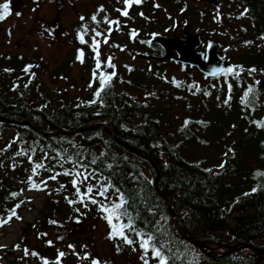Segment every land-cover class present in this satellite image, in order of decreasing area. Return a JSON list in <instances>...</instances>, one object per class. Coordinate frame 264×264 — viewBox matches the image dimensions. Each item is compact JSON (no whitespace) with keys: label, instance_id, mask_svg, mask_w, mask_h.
Returning a JSON list of instances; mask_svg holds the SVG:
<instances>
[{"label":"trees","instance_id":"trees-1","mask_svg":"<svg viewBox=\"0 0 264 264\" xmlns=\"http://www.w3.org/2000/svg\"><path fill=\"white\" fill-rule=\"evenodd\" d=\"M233 1L244 7L238 17L245 15V20L234 43L224 48L232 53L230 62L227 61L228 67L240 66L241 69L238 80L228 78L233 84L232 99L227 104L224 102L228 92L223 76L206 78L211 84L206 89L199 88V91L197 87L181 82V87H176L173 81H169L167 86H175L170 94L172 98L178 92L190 91L194 98L201 101L192 107V114L187 119L189 124L185 126L184 123L179 129L182 141H190L200 149L215 147L219 145L223 131L231 128L225 136L230 137L226 140L232 149L229 164H223L218 172L212 169L213 166H207L205 160L190 161L185 157L183 150L187 145L172 144L168 140L163 130L164 122L158 113L145 112L140 121L132 122L141 107L134 92L151 91L153 97L160 94L162 98H170L164 85L159 92L155 91L154 77L145 76L144 71L128 67L115 69L117 76L104 97L103 106L83 103L93 99L94 88L98 84L92 89L88 87L83 96L68 100L65 96L57 98L49 94L35 78L29 83L27 76L28 87H21L10 76L0 79V119L15 122L7 124L0 121V149H3L0 151V219L11 215L10 210L22 200L24 203L16 208L17 215L22 218L23 211H33V198L27 193H43L51 199L41 210V218L36 220V226L28 224L23 229L21 244L27 245L41 257L54 256L57 254L56 248L49 246L45 239L39 249L30 246L28 233L38 226L46 228L55 225L50 221H57L64 211L71 212L73 220L77 217L80 221L83 219L76 209L84 206H70L68 203V199H77L71 176L59 175L56 180H49L44 191L30 190L27 182L36 162H42L51 170L41 169L39 175L33 177L37 182L56 172L73 168L71 163L60 166L61 156L67 155L84 166L80 168L81 171L95 173V177L86 183L113 185V189L109 190L113 200L120 193L124 195L136 230L154 236L156 246H163L168 264H264L263 259L246 248L219 258L229 248L244 245L264 250V245L254 244V241H264V175H261L264 174V127H258L255 123L264 121V92L257 88V84L264 81V0ZM154 2L150 1L146 8L149 9L146 15L148 19L155 9ZM160 4L172 13L170 20L183 11L182 15L188 17L193 30L195 22L190 15L195 17L194 10L187 8L184 0H164ZM184 12L187 13L184 15ZM201 17L203 23L200 27H212L218 22L217 16L209 11L202 12ZM180 22L182 24V20ZM144 25L141 22L134 30L138 31ZM150 30L151 33H160L159 27ZM219 42L222 56L224 44ZM141 49H146L145 55L151 58L162 55L161 49L147 40L143 41V47L138 51L143 54ZM92 63L95 61L90 59L85 68L90 69ZM164 64L174 65L171 61H165L159 66ZM178 66L187 71L196 70ZM6 68L0 66L1 70ZM252 68L256 71L250 73L248 69ZM107 71L111 72L112 69ZM157 82L162 84L161 80ZM15 85L19 87L13 90ZM249 86L254 89L249 97L252 103L245 104L242 97ZM205 92L210 94L205 95ZM211 96L214 102H205ZM34 99L40 102L34 104ZM82 129L85 130L78 131ZM114 139L135 148L141 156L118 146ZM14 140L15 143H12ZM9 144L11 147H8ZM25 150L28 155H17ZM45 155L49 158L45 159ZM61 185L64 187L61 188ZM85 187L81 186L82 192ZM254 187L258 190L252 192ZM12 193L20 195L13 197ZM96 199L103 200L99 196ZM88 206L91 211L96 209L100 212L97 205L88 203ZM14 221L21 222L22 219L13 218L0 230ZM129 235L136 239L134 233ZM115 241L119 248L125 246L119 256L127 258L136 248L138 264H143L138 243L129 246L119 239ZM111 248L114 249L113 246ZM39 256L32 257L36 264H42ZM6 258L5 254L0 253V264ZM148 259L149 264H158L151 253Z\"/></svg>","mask_w":264,"mask_h":264},{"label":"rangeland","instance_id":"rangeland-1","mask_svg":"<svg viewBox=\"0 0 264 264\" xmlns=\"http://www.w3.org/2000/svg\"><path fill=\"white\" fill-rule=\"evenodd\" d=\"M101 1V3L104 2V0ZM154 3H156V6L154 11L149 14L148 24L145 23L144 26L136 31L138 35L135 39L130 37L132 25L135 27L142 22L140 16L141 12H135L133 14L135 5L130 9L131 11L127 18L121 16L119 12L116 14L102 13L100 15L101 32H104L108 27V25L103 23L105 14H107L110 19H118L120 21V27L123 28L121 33L115 32V30L112 32L108 44H103V42H101V59L102 61H106L109 56L113 57V63L116 65L115 69L128 67L138 71H144L145 76L154 77L156 81L154 89L156 92H159L166 86L164 90L169 92V99L162 98V95L159 93V95L153 97L151 91L133 93L141 102V107L139 108L138 115L132 118V122L137 123L140 121L141 116L145 112H150L153 115L158 113L159 117L164 122L163 130L166 132L168 140L172 144L181 143L184 146L187 145L183 150L185 157L191 159L190 161L205 160L207 166H213L212 169L218 172L222 169L220 165L225 164L228 166L229 164V155L232 149L226 140H229L230 137L225 136L231 131V128H226L223 131L222 136L218 140L219 145L215 147L200 149L192 145L190 141H182L183 139L179 134V129L185 121L190 118L192 107L194 105H199L201 101L194 98L190 91L178 92L176 97L172 98L170 94L174 92L173 89L175 86L167 87L169 81H178L186 83L189 86H199L201 89H206L207 86L211 84V81L206 79V77L204 78V76H200L197 70L187 71L176 64H164L159 66L160 62L156 60L145 61L140 58L141 53L138 52L139 48L137 46L130 47V42L139 44L144 39H148L149 41L150 37L156 34L151 33L150 28L152 27H159L160 34L162 35L172 36L175 34L174 36H180L181 28L184 24L178 27L176 22L183 20L185 24H191L188 17L186 16L187 18H185L182 15L183 11H179L175 18L170 20L172 15L170 10L162 7L160 2L155 1ZM230 4V0H223L217 9H213L204 7L205 5H201L196 0H188V8L193 9V14L195 15V17L190 15L191 20L195 22L193 28V30H195L193 33L202 34L206 41L211 40L218 44L220 43L219 41H221L224 44L221 53L228 62H230L229 57L232 53L227 51V49L224 50V48H228L234 43L236 34L241 31V27L245 20V15L241 18L238 17L240 13L243 12L241 7L235 5L231 8ZM80 5L82 11H85L87 14L89 11L88 2L81 3ZM157 5H159V7H157ZM43 7L44 5H40L39 10ZM160 7L163 9H160ZM60 8V2L55 0L53 5L49 6L50 12L48 14L51 16L43 19H55L60 25L65 26V29L70 30V27L72 28L77 24L79 12L74 10L76 9V2L70 1V8L72 10L69 16H63ZM90 11H93V9ZM204 11H209V13L217 16L218 22L213 24L212 27L199 26L203 23L201 14ZM186 13L187 12H184V15ZM41 14L42 12H39L36 16L34 15V18H31L29 22L22 20L21 25L22 34L28 35L30 40L27 47V54L29 56L33 55V57H24L23 61H21L19 57L13 56L8 60L0 55V66H5L14 70L9 73L0 69V79L10 76L18 81L21 87H24L22 83L27 82V75L23 73L22 69L25 65H38L39 67L33 68L36 73L35 79L41 83V86L45 88L49 94L57 98L65 96L68 100H74L77 97L83 96L92 80V72L95 68V63L90 65V69H86L85 64H87L90 59L94 60L92 58L94 53L87 45H81L79 42L72 43L69 37H60L59 34H57V39L50 40L45 34L41 36L39 33L40 29H42ZM115 28L116 26L113 25V29ZM70 37H73L72 33H70ZM85 39L88 40L87 37ZM113 39H117V45H120V47L112 46L111 40ZM70 43H72V45ZM90 43L91 41H89V44ZM78 48H84L85 50V62L83 64L76 60ZM121 48H123V50H121ZM205 48L206 44L202 45L200 50L204 51ZM141 51L143 55L147 54L145 53L147 51L146 49H141ZM148 80L150 81V79ZM158 80H161L162 84H157ZM151 81L154 80L151 79ZM124 85L125 84H123V86ZM165 94L168 96L166 92ZM212 97L213 96L207 98L205 102L213 103L214 99ZM33 102L34 104H38L40 101L34 99ZM27 194L33 198L32 204L34 210L23 211L21 222L14 221L10 226L0 230V253L7 256V258L2 261L3 264H27L28 260H30L29 264H36V262L32 260L33 256H25L24 254V249L27 248L30 250V248L25 244H21L23 241V229L28 224H34L36 226V220L41 218V210L45 208V203L49 202L51 199L43 193ZM64 216L65 218H61ZM70 216H72L71 212L64 211V214L59 216L55 225L47 226L46 228L38 226L32 233H28L27 240L29 245L39 249L43 245V239H45V241L51 240L53 242L52 247L56 248L57 251L60 250L66 253L61 264H90V260L80 259L76 254H73L72 250L68 248L69 244L75 246L76 252H78L80 256H83L87 252L91 254V257L105 261L107 264H138V252L136 250H133L132 254L127 258L121 257L119 255L125 250V246L117 250L116 241L106 238L109 233V226L102 218L103 213L98 212L96 209L91 211V207L87 206L86 208L83 207L80 209V216L83 218L80 223H76ZM41 233H46L47 236L41 237ZM58 237H63V239H58ZM254 244L264 245V241H254ZM17 245H19V248L16 247ZM111 246H113L114 249H112ZM51 255L52 254L46 257H39L54 262L57 258V254L54 256Z\"/></svg>","mask_w":264,"mask_h":264},{"label":"snow or ice","instance_id":"snow-or-ice-1","mask_svg":"<svg viewBox=\"0 0 264 264\" xmlns=\"http://www.w3.org/2000/svg\"><path fill=\"white\" fill-rule=\"evenodd\" d=\"M38 2V0H37ZM143 3V0H123V8H117L116 11L120 13L123 17H129V10L134 5H140ZM159 7V5H157ZM35 10V9H33ZM99 13H106V9L103 6H100L97 9V12L94 13L90 20L91 22L97 24L101 23L97 19V16ZM12 13L10 11L9 3H0V22L4 21L8 16H10ZM245 13H242L241 15H244ZM17 16L21 15L20 13H16ZM143 15V13H141ZM81 20V27L77 30V40L81 45H87L92 52L94 53L93 59L95 61V68L92 72V80L90 81L88 87L90 89L94 88L95 85L98 84V87L94 88L93 92V99L86 103L88 105H94L99 104L100 106H103L104 104V97L108 94V89L112 87V82L116 78L117 73L115 71L116 65L113 63V57L109 56L106 61H102L101 59V42L103 44L109 43V38L111 37V34L114 30H119L120 27V21L118 19L113 20L110 19L107 14H105L103 23L108 25L107 29H105L104 32H101L97 29H91L92 35L90 36L91 43L89 44V41L85 39L86 36L89 35V26L85 22L86 18L84 16L80 17ZM113 25L116 26V29H113ZM46 31H49V34H52L51 30L46 29ZM137 32L133 30L130 33V37L132 39H135L137 36ZM98 38H102L98 39ZM264 39V37H262ZM143 43V41H141ZM113 47H120L119 45H112ZM123 50V48H121ZM76 60L83 64L85 62V50L84 48H78L77 49V55ZM34 67H39L38 65H25L22 69L23 73L29 77V83L32 79L35 78L36 73L32 71ZM107 69H112L111 72H108ZM5 72H12L13 69H4ZM240 66H234V67H219L212 70L210 73L213 77H224V84L227 86V92L228 95L225 99V103L227 104L232 99V91H233V84L229 82V77H232L233 79L238 80L240 77ZM248 71L255 72L256 69H248ZM176 85V87H181V84L179 82L173 81ZM16 87H19V85H15L14 89ZM24 87H28V83H25ZM197 91H199V87L196 88ZM254 92L253 87L249 86L246 91L243 93L242 101L245 104H251L252 100L249 98L250 94ZM205 95H209L210 93L205 92ZM79 106V105H78ZM46 107V105H45ZM198 123H204V122H198ZM257 123L258 127H264V121L255 122ZM189 124V121H185V126ZM15 143V140L12 142ZM8 147H11V144L8 145ZM0 151H3V149H0ZM17 155H28V152L21 151L18 152ZM57 156H60V153H57ZM45 159H48L47 155L44 157ZM29 159H31V156H29ZM61 164L60 166L63 167V163H71L73 164V168H69L67 170H64L63 172H56L54 174H51L48 176L47 179H41L39 182L33 179V177H36L39 175L41 169H45L47 171H51L48 169L45 164L42 162H36L34 163V166L31 169V175L28 177V183L30 185V190H37V191H44L47 188V184L49 180H56L59 175L64 176H71V184L72 187L75 189V196L77 199H68L69 205H75V204H81L85 208L88 206V203H91L93 205L98 206V210L103 213L102 218L107 222L109 226V233L107 235L108 240H116L119 239L123 242V244L132 246L136 243L139 244V248L142 250V255L140 259L143 261V264H149V253H151V257L153 259H156L158 261V264H168V257L163 253L162 248L163 246L157 247L154 243V236L152 234H146L141 231L136 230L134 226V221L131 216V214L128 212L126 205L127 200L125 199L124 195L120 193L118 196H115V199L113 200L109 196V190L113 189V185L111 184H99L93 185L88 182L91 178L95 177V173L91 172L88 173L86 171H81L80 168H83L84 166L80 164L78 161L74 160L71 156H61ZM95 161H93L94 163ZM220 167H223V164L220 165ZM75 169V170H74ZM208 171H211L210 169ZM264 175V174H261ZM86 185L84 188V191H81V186ZM64 185H61V188H63ZM258 189L254 187L252 189V192L257 191ZM118 191V190H116ZM95 194V195H94ZM250 193H245V195H249ZM13 197H17L20 195V193H12ZM96 196L102 197L103 200L96 199ZM67 199V197H66ZM104 201H109V203H104ZM24 203L22 200L19 204L15 206L11 211V215H9L7 218L0 219V227H2L4 224L9 223L13 218L15 219H22L19 217L16 213V208H19L21 204ZM79 208L76 209V212L79 213ZM125 220L127 222H125ZM76 223H80L81 221L77 217L75 219ZM52 224H56L57 221H50ZM129 233H134L136 239L130 238ZM41 237H46V233H41ZM58 239H63V237H58ZM46 243L49 246H53V242L51 240L46 241ZM19 248V245L16 246ZM86 247V246H85ZM68 248L72 250L73 254H76L80 259L83 260H90V264H107L105 261H101L98 258L91 257L90 253H85L83 256H80L78 252H76L75 246L69 244ZM117 250H119V245L117 246ZM135 251L136 248H133ZM25 256L31 255V256H39V254L35 251H31L27 248L24 249ZM66 256V253L64 251H57V258L54 262H50L46 258L42 259V264H61L62 259Z\"/></svg>","mask_w":264,"mask_h":264},{"label":"flooded vegetation","instance_id":"flooded-vegetation-1","mask_svg":"<svg viewBox=\"0 0 264 264\" xmlns=\"http://www.w3.org/2000/svg\"><path fill=\"white\" fill-rule=\"evenodd\" d=\"M55 0H0V3H9V7H10V11H11V15L8 16L4 21L0 22V55L3 56L4 58L10 60L13 56L14 57H19L21 59V61H23L24 57L27 58H31L33 57V55H28L27 54V47L28 44L30 43V40L28 38V35H23L22 34V30H21V25H22V20L29 22L31 18H34V15L36 16L37 14H39V12H42V14L40 16H42V29H40L39 33L42 36L43 34H45L50 40H54L57 39V34H59L60 37H69V39L72 40V43H76L78 42L77 40V30L80 29L81 27V20L80 17L84 16L86 18V23L89 26V35L86 36L88 38L89 41L90 40V36L92 35L91 33V29H97L99 31H101V23L99 24V26L93 22H91L90 17L97 12V9L100 6H103L106 9V13L108 14H116L117 8H123V0H104L103 3H101V0H57L60 2L61 5V11L63 16H69L70 12H71V8H70V1H74L76 2V9H74L75 11H78V19H77V24L74 25L72 28L70 27V30L65 29V26L60 25L59 22L55 19H43L45 17H49L51 15H49L48 13L50 12L49 6L53 5ZM150 1H157V2H161L164 0H143V3L140 5H135L134 6V10H133V14L135 12H141L143 13V15L141 16L142 19V23H146L148 24V18H147V14L149 12V9L146 10L148 3ZM198 1L201 5H205L204 7H210L213 9H217L221 3V1L223 0H219V5L214 7L211 4H208L206 2H202L201 0H196ZM225 1H229V0H225ZM231 4L230 7H234L235 5L241 7V5H239L237 2L230 0ZM88 2V6H89V11L86 14L85 11H82L81 8V3H86ZM93 2V3H92ZM185 5L187 6V8L189 7L188 5V0H184ZM40 5H44L43 8H41L39 10ZM212 6V7H211ZM35 9V10H33ZM91 9H93V11H90ZM39 10V11H38ZM241 10H244V7H241ZM131 10H129L130 12ZM20 13L21 15L17 16L16 13ZM102 13H99V15L97 16V19L100 21V15ZM145 17V19H144ZM180 25L186 26L188 23L185 24V22L182 20V24L181 22H176V25L179 27ZM184 26L181 28V35L180 36H176V37H182V29L184 28ZM190 29L189 32L192 34H199V33H193V30L191 29V24H189ZM133 25H132V31H133ZM46 29L51 30L52 34H49V31H46ZM116 29V28H115ZM123 31V28L119 27V30H115V32L121 33ZM70 33H72L73 37H70ZM153 35H162L160 33H156ZM175 34H173L172 36H174ZM201 37V41H202V45L210 43V42H214L211 40H207L202 36V34H199ZM166 36V35H163ZM85 37V38H86ZM171 37V36H170ZM101 39L102 38H98ZM148 39H144L142 41H145ZM150 40V39H149ZM209 41V42H208ZM150 43V41H148ZM72 43H70L72 45ZM111 43L113 45H117V39H113L111 40ZM120 46V45H119ZM137 46L138 48L143 47V43L140 42L139 44L130 42V47H134ZM6 49V50H4ZM13 51V52H11ZM74 51V50H73ZM143 54L140 55V58ZM163 55V52H162ZM161 55V56H162ZM160 57V56H159ZM153 58V57H152ZM151 58V59H152ZM176 64V63H174ZM180 65V64H178Z\"/></svg>","mask_w":264,"mask_h":264},{"label":"water","instance_id":"water-1","mask_svg":"<svg viewBox=\"0 0 264 264\" xmlns=\"http://www.w3.org/2000/svg\"><path fill=\"white\" fill-rule=\"evenodd\" d=\"M201 1L211 4L214 7L219 5V0H201ZM189 29H190L189 24L184 26V28L182 29L181 38L176 36L170 37L163 35H152L149 40L150 44L157 45L162 50L163 55L160 57H153L152 59L149 56L142 55L141 59L145 61L156 60L160 63H163L165 61H171L173 63L180 64L182 66L195 68L198 73H200L206 78H214L213 76L210 75L212 70L219 67L227 68L229 66L227 60L221 56L219 45L216 42H210L207 44L204 51L200 50L202 46L200 35L190 33ZM257 88L264 92V81L259 82L257 84ZM0 121L5 122L7 124H15V122L13 121H8L4 119H0ZM103 129L109 136L112 137L111 133L106 128ZM83 130L85 129L78 131H83ZM114 141L118 146L124 148L125 150L130 151L131 153L136 154L138 156H141V154L130 145L123 143L118 139H114ZM189 241L192 244H195L194 240L190 239ZM241 248H246L252 251L254 254H257L261 259L264 260V250H261L251 245H244L239 248L237 247L229 248L227 252L224 253L219 258H222L226 254L239 251Z\"/></svg>","mask_w":264,"mask_h":264},{"label":"bare ground","instance_id":"bare-ground-1","mask_svg":"<svg viewBox=\"0 0 264 264\" xmlns=\"http://www.w3.org/2000/svg\"><path fill=\"white\" fill-rule=\"evenodd\" d=\"M203 76V75H202Z\"/></svg>","mask_w":264,"mask_h":264}]
</instances>
